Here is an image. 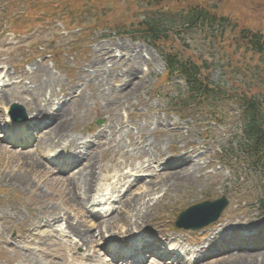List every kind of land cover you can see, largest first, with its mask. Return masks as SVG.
I'll list each match as a JSON object with an SVG mask.
<instances>
[{
	"label": "rangeland",
	"instance_id": "obj_1",
	"mask_svg": "<svg viewBox=\"0 0 264 264\" xmlns=\"http://www.w3.org/2000/svg\"><path fill=\"white\" fill-rule=\"evenodd\" d=\"M153 1L0 0V82L3 84L2 92H5L4 96L0 93V241L4 243L0 244L1 264L29 262V254L22 255L10 248L7 238L12 239L14 235L35 227L41 219L50 217L54 212L72 216L73 225L78 220L87 221L89 225L91 219L83 218V209L77 206L73 194L63 186L68 184H54L51 181L54 178L63 179H59V182L68 179L63 174V168H67V161L76 159L71 155L83 139H87L90 146L95 148L92 152V170L81 173L80 180L79 176H75L74 181L79 187L90 184L93 198L110 204L106 207L107 212L120 207L115 204L118 199L110 196L118 181L116 174L121 173L116 166V158L120 154L128 153L132 159L136 158L135 155L140 154L135 150L138 151V144L141 147L144 140L145 154H141L143 157L140 160L154 158L155 162H163L171 159L170 165H176L187 162L195 150L206 149L209 151L208 157L200 158L196 165L188 167V164L185 168L189 169L183 171L184 175L192 172L194 179L185 180L184 176L180 181L166 183V187H163L162 178L149 198L136 189L132 190L131 199H138L140 206L128 211V221L135 222L131 217L143 211V219L137 225L154 237L160 238L174 231L182 233L183 241L189 240L191 245L210 239L207 247L216 246L222 250L264 246L262 242L245 245L235 240L227 241L230 234L239 235L241 228L252 232L264 229V213L258 207L259 200L264 199V168H252L240 155L243 135L239 105L229 102L216 104L221 108V114H216L219 125L211 123L212 114L204 116L197 109L182 114L185 117L181 119L178 113L179 104L184 103L181 99L186 91L185 83L178 77L160 80L165 73L160 52L151 43L132 33L139 30L137 27L144 20L163 21L167 26L173 21L179 27L181 21L175 14L182 13L188 5L199 4L209 12L217 10L223 17L235 20L237 25L242 24L264 35V0H189L175 6L174 1H170L163 5L164 8L170 6V12L156 10ZM216 29L219 27H214V31L201 28L180 35L193 53L203 55L212 83L226 89H250L257 94L255 98L264 100V65L253 64L250 57L243 58L237 49L229 48ZM229 34L228 29L223 38ZM174 39L172 37L170 42ZM174 44L175 41L168 43V47ZM81 91L80 98L71 107H59L60 111L68 112V128L67 137L56 146H53L56 141L54 135H42L38 139L37 132L44 122L38 126L28 123L25 125L30 126L28 134L23 140H14L16 144H26L28 140L38 139L36 147L12 146L1 131L6 129L8 111L13 103L22 105L27 116L30 113L33 116L36 109L48 112L52 107L55 110L64 101L63 97L72 93L71 97L75 98ZM71 97L66 98V102ZM100 120L103 124L98 126ZM158 123L170 124L173 129L175 125L177 131H168L165 127L156 129ZM101 137L104 138L101 140ZM41 139L44 140L43 149L39 144ZM87 145L86 141L82 143V147ZM3 149L7 153L3 154ZM80 152L84 153L85 158L87 150ZM185 152H189V155L185 156ZM9 153L18 154L20 161L8 157ZM56 153H62L63 158ZM22 157L25 158L23 162ZM56 157H61L56 162L62 165L54 169L49 161ZM84 163L85 167L80 166L81 170L87 169L85 159ZM46 171L52 176L49 180L42 175ZM11 175L15 176L16 181H11ZM19 175L25 180H21ZM114 177L112 181L106 180ZM29 184L35 186L37 191L23 189L25 186L22 185L29 188ZM135 194L139 196L135 197ZM219 200H225L228 205L219 221L210 229L199 231L201 233L196 235L194 231L176 228V220L183 211L204 202ZM143 203H146V209ZM95 210L99 209H92L93 212ZM101 213L106 215L105 211ZM201 213L199 217H204V213ZM12 219L18 221L14 230ZM120 220L117 217L107 225L106 230L112 229L107 232L109 238L123 237L118 234L123 233L118 228ZM189 224L190 221L186 223ZM214 229H217L218 235L222 233L216 242L209 233ZM60 231L59 235L67 236V230L61 228ZM203 233L209 237H198ZM95 234L98 241V231ZM75 239L77 242L78 239ZM61 240L69 241L65 238ZM24 246L26 252L31 248L39 249L38 246ZM78 248L73 252L80 259L84 253ZM95 249L98 251L96 260L102 264L109 260L102 247ZM56 251L48 258L52 255L66 256L63 248L57 247ZM227 254H223V259H212L208 263L233 264L232 257ZM244 255L246 260L242 264H264V253L256 257H251L250 252Z\"/></svg>",
	"mask_w": 264,
	"mask_h": 264
},
{
	"label": "bare ground",
	"instance_id": "obj_2",
	"mask_svg": "<svg viewBox=\"0 0 264 264\" xmlns=\"http://www.w3.org/2000/svg\"><path fill=\"white\" fill-rule=\"evenodd\" d=\"M78 92V89L76 90V93ZM83 91L78 93V98H80V95L82 94ZM5 93V92H4ZM4 93L2 92L1 96H4ZM71 94H68L66 97L63 98H68L71 97ZM66 100H64L65 102ZM75 100H71L70 103L68 104H64L63 102L59 103L60 105H65V107H71V104L74 102ZM49 111H43L42 109H36L34 111L35 115H34V119L39 120L44 118L45 116H47L48 114H52L53 116L50 118V123L48 125V127H45L46 129L43 131V135H46V137H50L52 135H54V139L56 140L55 143L53 144V146H56L57 144H59L61 141H63L67 136H65L67 134V128H68V123H67V114L68 112H63V111H59L57 108V113H53L52 107H49ZM31 114V113H30ZM29 116H32L30 115ZM159 127H162V125L160 123H158ZM42 127V128H43ZM24 129V128H22ZM65 137V138H64ZM42 141L39 142V144H41L42 149L44 148V140L41 139ZM38 145V144H37ZM36 145V146H37ZM52 146V147H53ZM138 152L142 153L143 148L139 147L138 144ZM87 148H85L84 150H86ZM4 150V149H3ZM199 150V149H197ZM2 151V150H1ZM3 154L4 152L7 153V151H2ZM73 153H75L73 151ZM189 152H185V156H188ZM8 157H10L13 160L18 159L19 160V155L16 153H9ZM118 157V156H116ZM137 158L135 160L129 159L128 158V154L127 153H122L119 155L118 158H116V166L119 167L121 170V173H117L116 176H118V181L115 183L114 187L111 190V194L114 192L115 195L119 196L118 201H117V205L120 206L119 208H117V210L112 211L110 214V218L107 220H103L101 218H99L98 216H100L101 214L99 213H95V212H89L88 211V206L90 204V202L92 200H94L93 198V188L91 187L90 184H85L83 187H79L78 183H76L74 181V177L75 176H79V180H80V175L81 173H87L90 172L92 170V161H93V153L90 152L89 155L87 156L85 162L87 163V169H78L77 171H74L77 168L72 169L71 171H73V173L70 176H67V180L66 181H62L59 182L60 178H54L51 179V181L55 184V183H60L63 185L64 182H66L68 184L67 185H63L66 189V191H68L69 193H72L73 197H75L76 199V203L77 206L83 209V212H81L84 217L86 219H91V221H89V225L87 223V221H80L78 220L75 221L76 223L73 225L72 224V219L71 216H67L66 213H62V212H58L50 215V217H45L43 219H41V221H39L38 225H36L35 227H32L30 229H27L25 231L22 232V234L18 237L17 240H12L10 238H7L10 242L9 243H17V244H24L27 246H38L39 249H33V250H29V258H31V260L29 262H19V264H75L76 262H88V263H95L98 262L99 264H102L100 261L96 260L95 258H97V254L98 251H96L95 247L99 249V247L106 242L109 237L107 236V232H111L112 229H107V225L110 224L111 221L116 220L117 217H120L122 220H120V224H119V230H123V235H128V234H133L135 232H144L145 234L147 233V231H144V228L137 225L139 220L143 219V211H139L137 212V214L131 218L135 219V222H129V214L128 211L132 208H136L137 206H140V204H138V199H131L133 192L132 190H137L138 192H141L142 194H144V196H147L146 198H149V196L151 195L150 193H152L154 191V186L158 183V181H161V184L163 185V187H166V183H170V182H178L182 179V177L185 176V180L187 179H194V177L192 176V172H187L188 174H183V171L188 170L189 168H185L188 164L190 166L196 165L197 161L192 157L189 156V163L184 164L183 166H180L177 169H171V168H162V167H166V164L168 161H166L165 163H161V162H155V161H137L140 160L142 158L141 155H137ZM200 158H204V156H199L198 159ZM25 158H21V161L23 162ZM122 159V162H120V160ZM57 160V159H55ZM53 160V161H55ZM20 161V160H19ZM181 161V159H180ZM80 166L85 167V163H81ZM125 166V168H124ZM161 169V170H160ZM194 169V168H193ZM125 170H127V172H125ZM200 170V167H199ZM12 173V172H11ZM39 172L37 171L36 174H38ZM19 174V172H18ZM44 177H47L46 179L49 180L50 178H52V176L50 175L49 172H44L42 174ZM143 175H148V177H141ZM167 175V176H166ZM12 176V175H11ZM166 176V177H164ZM18 177V176H17ZM21 180H25V178L21 177L19 175ZM66 178V177H64ZM196 178V176H195ZM115 179L114 178H107L106 180H111ZM165 179V183L163 182ZM63 180V179H60ZM11 181H16L15 176H12V180ZM44 182V181H43ZM27 185V184H26ZM26 185H22L25 186L23 187V189H31L32 191H37V189L35 188V186H31L30 184L28 185L29 188H27ZM126 190L122 196H120L121 194V190ZM83 193V194H80ZM81 196V197H80ZM139 196L138 194L134 195ZM81 198V199H80ZM79 199V200H78ZM75 203V204H76ZM108 204V203H107ZM97 206H101L100 204H97ZM144 209H146V203H143ZM118 210L121 211L120 214H118ZM93 213V214H92ZM117 216V217H116ZM141 216V217H140ZM140 217V219H138ZM13 220V219H12ZM14 223L12 224V230L15 229V224L18 223L17 220H13ZM62 223H65V225H67L66 230L68 231L67 233L70 234L71 236L75 237L78 239L79 241V245L82 249H85V253L80 257V259L76 256V254H74L73 251H75V246H73L71 244L70 241L66 240V241H62V239H64V236L59 235L60 233H58V228L59 226H61ZM14 225V226H13ZM113 225H111L112 227ZM96 231H98V241H96ZM61 233H65L60 231ZM56 234V235H55ZM71 236H69V238H72ZM39 238V239H38ZM38 239V240H37ZM67 239V238H65ZM1 240V239H0ZM72 240V239H71ZM128 242V239L125 240H121V242ZM38 242V243H37ZM175 244H177V246H181V244L179 243V241L175 240L174 241ZM0 244H4L2 241H0ZM38 244V245H37ZM6 246H8L5 243ZM63 248V252L65 253L66 256H58L55 257L54 255H52L50 257V259L48 258L49 254L52 253H56V248ZM183 247V246H181ZM18 252H21L22 255H27L26 250H21V249H16ZM62 251V250H61ZM184 252V251H183ZM25 253V254H24ZM86 253H91L92 256H87ZM261 253H264L261 252ZM261 253L255 252L253 251V255H259ZM185 254V252H184ZM183 254V255H184ZM34 255V256H32ZM174 255L177 256L181 261H184V257L183 255H180L178 253L174 252ZM240 256L239 258L237 257ZM244 252L235 254L232 253L231 255H229V257H232L231 259L234 261L233 264H242L245 263L244 260H246V258L243 256ZM224 256H222L221 258L223 259ZM109 264V263H107ZM113 264V263H112ZM116 264H122V263H116ZM149 264H166L164 262L158 261V260H151V262ZM194 264H200L199 260H196Z\"/></svg>",
	"mask_w": 264,
	"mask_h": 264
},
{
	"label": "trees",
	"instance_id": "obj_3",
	"mask_svg": "<svg viewBox=\"0 0 264 264\" xmlns=\"http://www.w3.org/2000/svg\"><path fill=\"white\" fill-rule=\"evenodd\" d=\"M168 0H156V6ZM177 4L189 0H173ZM158 8V7H157ZM184 8V7H182ZM183 22L176 28V24L170 23L165 27L161 22L146 21L139 25L137 34L143 40L150 41L164 56L167 66L166 78L182 76L186 82L188 91L187 99H183L182 107L205 108V110L214 109L216 104L235 103L241 107L243 116V134L246 143L241 151L254 154V157L260 159V152L264 149V120L261 117V108L264 107V100L255 98L257 94L252 93L250 89L236 87L226 89L214 85L208 78L209 66L203 55L192 52L185 41L179 39L180 32H189L199 29H208L214 31V27H219L216 31L222 36V40L227 46L237 49L243 58L250 57L252 63L264 65V35L258 31H252L248 27L239 24L231 18H224L216 12H209L208 9L199 4L188 5L182 10ZM230 19V20H229ZM228 29L229 36H226ZM231 35V36H230ZM176 38L174 45L167 48L171 37ZM259 208L264 212V199L259 201Z\"/></svg>",
	"mask_w": 264,
	"mask_h": 264
},
{
	"label": "water",
	"instance_id": "obj_4",
	"mask_svg": "<svg viewBox=\"0 0 264 264\" xmlns=\"http://www.w3.org/2000/svg\"><path fill=\"white\" fill-rule=\"evenodd\" d=\"M17 107H19V106L13 105L12 106V112H15ZM263 116H264V114H263ZM226 206H227V202L225 200H220V201H216L213 203H209V202L203 203V204L196 206L194 208H191V209L187 210L186 212H184L183 214H181V216L179 217L178 224H179V226H184V225H182L183 221L186 222L190 216H193L198 212H200L198 214H202L201 212L206 214L208 212V214L205 215L204 216L205 218L203 219V220H205V222L202 223L201 225L194 226V227L184 226L186 228H194V229L201 228L203 226H206V225L216 221L220 217L222 211L226 208Z\"/></svg>",
	"mask_w": 264,
	"mask_h": 264
}]
</instances>
